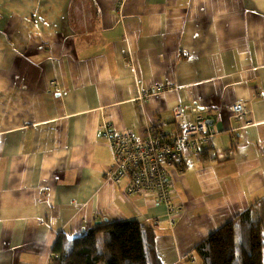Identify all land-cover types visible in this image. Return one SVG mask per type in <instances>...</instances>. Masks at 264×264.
Here are the masks:
<instances>
[{
	"label": "crops",
	"instance_id": "0c3cea01",
	"mask_svg": "<svg viewBox=\"0 0 264 264\" xmlns=\"http://www.w3.org/2000/svg\"><path fill=\"white\" fill-rule=\"evenodd\" d=\"M178 104L197 105L217 157L171 169L172 223L108 178L102 127L176 131ZM262 197L264 0H0V264H54L60 232L117 220L152 226L161 263L198 264L193 248Z\"/></svg>",
	"mask_w": 264,
	"mask_h": 264
},
{
	"label": "trees",
	"instance_id": "16d2710c",
	"mask_svg": "<svg viewBox=\"0 0 264 264\" xmlns=\"http://www.w3.org/2000/svg\"><path fill=\"white\" fill-rule=\"evenodd\" d=\"M54 264H162L154 228L136 220L107 221L70 237L60 232ZM198 264H264V197L199 242Z\"/></svg>",
	"mask_w": 264,
	"mask_h": 264
},
{
	"label": "built area",
	"instance_id": "2783aa9c",
	"mask_svg": "<svg viewBox=\"0 0 264 264\" xmlns=\"http://www.w3.org/2000/svg\"><path fill=\"white\" fill-rule=\"evenodd\" d=\"M170 85L169 82L153 83L149 90L141 89L140 95H156ZM230 109L235 117L249 122L251 107L246 101H237ZM194 112H199L197 105H176L177 129L172 132L157 129L152 124L145 135H136L129 129L119 131L110 125L102 127L113 154L108 178L115 184L128 179L127 193L144 194L152 197L155 203L165 205L172 223L176 222L174 214L178 206L171 193V169L182 170L189 154H195L201 160L217 157L210 148L215 130L203 116Z\"/></svg>",
	"mask_w": 264,
	"mask_h": 264
},
{
	"label": "rangeland",
	"instance_id": "374dc122",
	"mask_svg": "<svg viewBox=\"0 0 264 264\" xmlns=\"http://www.w3.org/2000/svg\"><path fill=\"white\" fill-rule=\"evenodd\" d=\"M163 263V262H162ZM164 264V263H163Z\"/></svg>",
	"mask_w": 264,
	"mask_h": 264
}]
</instances>
